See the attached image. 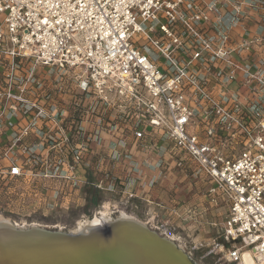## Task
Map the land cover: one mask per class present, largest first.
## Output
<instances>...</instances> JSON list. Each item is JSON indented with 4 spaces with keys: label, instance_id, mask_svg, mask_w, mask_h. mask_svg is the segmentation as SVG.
I'll use <instances>...</instances> for the list:
<instances>
[{
    "label": "built area",
    "instance_id": "built-area-1",
    "mask_svg": "<svg viewBox=\"0 0 264 264\" xmlns=\"http://www.w3.org/2000/svg\"><path fill=\"white\" fill-rule=\"evenodd\" d=\"M113 98L133 103L135 145L160 136L226 203L221 260L264 264V0H0V193L77 191L115 157Z\"/></svg>",
    "mask_w": 264,
    "mask_h": 264
},
{
    "label": "rangeland",
    "instance_id": "rangeland-1",
    "mask_svg": "<svg viewBox=\"0 0 264 264\" xmlns=\"http://www.w3.org/2000/svg\"><path fill=\"white\" fill-rule=\"evenodd\" d=\"M110 105L108 110L110 121L114 122L112 120H118V117L122 118H120V129L116 132L113 130L105 137L104 142L107 148L105 151L103 149L102 153H113L115 156L114 159H110L109 165L114 164L122 155L128 153L125 152L122 142H125L124 139L127 137L131 141L133 140L132 130L137 119L131 101L113 98ZM142 144H149L146 148L150 151L155 143L152 140L151 142L144 141ZM94 160H96L97 168L95 167L91 171L94 173L92 178L95 177V179L87 178L85 183L76 188L77 191L75 188L71 190L63 180L47 178L35 181L33 184L30 182V184L15 186L11 194L0 193V215L9 217L19 224L29 225L36 222L52 228L62 227L64 231H71L77 226L78 221L95 216L107 205L112 218L116 219L121 211H125L146 221L152 229L159 231V234L174 236L177 243L181 244L187 251L192 262L199 264H236L221 260L222 254L214 245L215 240L221 242L219 234L222 226L220 222L225 220L227 214L226 203L221 202L218 206L211 207L206 195L207 199H204L205 214L198 223L194 220V210L187 211V206H190V201H193L190 197L193 191L190 190L199 186L202 193L207 194L211 184L202 175L193 176L192 173L195 171L193 166L187 164L185 168V174L189 173L188 177L192 179L185 178V213L184 208H180L183 206L182 199H184L181 198V205L172 208L174 210L173 216L164 203H159V206H156L155 202H151L148 197L142 196L143 198H140V196H135L134 191L128 192L124 188L125 185L119 181L105 180L101 177V171L97 170L102 164L98 162L96 157ZM188 181L194 186L190 187ZM87 184L94 186L98 191V199L95 204L87 205V195L84 190ZM64 192L71 193L69 196L70 203L65 201V196L62 195ZM202 193L200 192L199 195L202 196ZM191 214L193 215L191 216ZM172 216L175 217V220L172 219ZM106 223L108 222H104L103 226Z\"/></svg>",
    "mask_w": 264,
    "mask_h": 264
},
{
    "label": "bare ground",
    "instance_id": "bare-ground-1",
    "mask_svg": "<svg viewBox=\"0 0 264 264\" xmlns=\"http://www.w3.org/2000/svg\"><path fill=\"white\" fill-rule=\"evenodd\" d=\"M113 220L123 226L124 241L132 254L128 264H199L192 262L174 236L159 234L125 211L112 218L107 205L95 216L78 221L69 237L49 234L36 222L19 224L0 215V264H89L87 249L95 240L94 231ZM243 264H256L250 250L243 251Z\"/></svg>",
    "mask_w": 264,
    "mask_h": 264
},
{
    "label": "crops",
    "instance_id": "crops-1",
    "mask_svg": "<svg viewBox=\"0 0 264 264\" xmlns=\"http://www.w3.org/2000/svg\"><path fill=\"white\" fill-rule=\"evenodd\" d=\"M158 137L160 136L153 139L156 148L153 147L150 151L143 145L139 148V146L134 144V138L131 141L127 137V140L124 139L125 142H122V145L125 152L128 153L124 156L122 155L114 164H102L97 170L101 171V177L105 180L119 181L125 185L124 188L128 192L134 191L135 196H140V198L148 197L151 202H155L156 206H159V203H164L173 216L174 210L172 208L179 205L181 198H184L182 199L183 206L180 208H184L185 213V178L189 176V173L185 174V168L177 167L175 159L168 152L170 151V144L164 140L159 141L160 138ZM163 161H165V166H161ZM96 165V160H94L86 166L85 174L87 178L95 179V177L92 178L94 173L91 169L95 168ZM190 166H193V169L195 168L194 164H190ZM192 175L195 176L196 174L192 173ZM188 178L191 179V177ZM188 183L191 185V182L188 181ZM192 186L194 185L190 187ZM190 191H193L190 196L193 201H190L187 211L194 210V220L198 223L205 214L204 199H207V197L206 194L202 193L199 186L193 187V190ZM200 192L202 196L199 195ZM173 216L172 219L175 220ZM223 223L224 221L220 222L221 226ZM179 224H181V221H179ZM214 224L216 225V223Z\"/></svg>",
    "mask_w": 264,
    "mask_h": 264
},
{
    "label": "water",
    "instance_id": "water-1",
    "mask_svg": "<svg viewBox=\"0 0 264 264\" xmlns=\"http://www.w3.org/2000/svg\"><path fill=\"white\" fill-rule=\"evenodd\" d=\"M44 231L53 235H71V231H64L60 227L43 225ZM116 220L106 223L94 231V239L87 253L91 255L89 264H128V258L132 255L124 241V230ZM19 230V229H18ZM1 250V249H0ZM5 264V263H4Z\"/></svg>",
    "mask_w": 264,
    "mask_h": 264
},
{
    "label": "trees",
    "instance_id": "trees-1",
    "mask_svg": "<svg viewBox=\"0 0 264 264\" xmlns=\"http://www.w3.org/2000/svg\"><path fill=\"white\" fill-rule=\"evenodd\" d=\"M85 190V194L87 195V205L88 204H95L96 200L98 199V191L94 186H89V184H87L84 187Z\"/></svg>",
    "mask_w": 264,
    "mask_h": 264
}]
</instances>
